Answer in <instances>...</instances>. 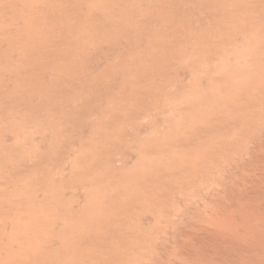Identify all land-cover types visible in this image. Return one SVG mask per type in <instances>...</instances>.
<instances>
[{"label":"rangeland","instance_id":"374dc122","mask_svg":"<svg viewBox=\"0 0 264 264\" xmlns=\"http://www.w3.org/2000/svg\"><path fill=\"white\" fill-rule=\"evenodd\" d=\"M30 1L31 5H35L30 7ZM30 1L29 4L26 2L28 6L24 4L28 9L21 7L19 0V4L15 3L14 7L18 5L20 10H13L12 18H16L17 22H12L9 33L12 36H9L8 44L4 38V27L0 24L3 34H0V49H3L0 52L5 49V53H2L7 56L0 55V264H160L169 260L172 243L181 235V229H184L182 225L186 222V219H182L183 223L182 220L178 222L173 214L176 211L183 214L181 212L189 208V205L186 206L189 204L186 200L189 199L186 198L194 193L190 188L187 194L184 192L188 183L192 187L193 182L188 179L190 169L192 171L201 166L200 163L196 165V159L207 154L203 149H209L208 154L211 155L241 150L244 143L251 139L248 134L252 125L254 127L262 123L254 124L253 120H257V117L253 111L264 105L260 104V99L264 103V28L258 29L262 27L261 24L264 25L263 0H245L244 6L240 0H222L223 4L221 0H208L207 3L212 6L207 5L206 0H202L203 3L201 0H170L172 3L169 0ZM35 1H38V5ZM238 2L242 8L246 7V11L242 10ZM219 3L225 7V11L218 8L216 13V7H221ZM203 4L204 7L207 5L206 8ZM256 5L258 9L254 8ZM22 8L23 14L27 9L24 16ZM205 9L211 10L210 13ZM27 11L30 13L26 15ZM42 11L53 13L50 15ZM21 16L20 20L25 18V23L21 21L25 27L20 21L21 24L18 23L17 18ZM26 18L29 19L26 21ZM239 18L242 33L236 27L240 24ZM225 19L230 25L226 24ZM249 26L254 27L250 29ZM254 28L261 30V35L260 31L254 32ZM236 29L244 36L239 32L237 34ZM249 34L253 37L257 35L258 40L261 37L259 41L263 48L260 51H257L261 47L260 43L258 40L252 42ZM249 40L252 46L257 41V48L250 44L252 53L248 57L251 52ZM9 48L13 49L10 51ZM253 51L263 56L259 58V62L262 61L259 69L263 72L258 74L260 81L253 75L256 80L251 83L250 72L254 73ZM232 56L234 61H231ZM235 57L240 58V62ZM246 58H250L248 61L251 62ZM6 59L10 62H6ZM243 68H247L246 72ZM230 72L233 75L239 72L237 75L243 81L239 82L236 74L231 77L233 75ZM244 73H250L246 80L244 76L247 75ZM235 80H238V86ZM247 80L248 84L245 83ZM256 81L260 86L256 85ZM243 82L247 84L245 87L251 89L242 86ZM219 86L222 88H217ZM229 93L234 94L232 96ZM229 98L233 104H230ZM255 99H258V103ZM246 109L250 110L249 115H246ZM245 118H249V121L246 119L248 124L251 123L249 126ZM237 129L242 133L239 134ZM245 132L248 134L245 135ZM226 137L236 140L238 146L235 148L234 141H228ZM223 141L222 147L226 146L222 149L224 154L220 152ZM209 142H213L212 145L216 147L213 148ZM226 144L232 147L228 146L229 149ZM189 161L195 164H190L184 176L176 167L189 165ZM166 171L172 173L174 178ZM181 179L184 180L183 186L179 183ZM179 208H182L181 211Z\"/></svg>","mask_w":264,"mask_h":264},{"label":"bare ground","instance_id":"6f19581e","mask_svg":"<svg viewBox=\"0 0 264 264\" xmlns=\"http://www.w3.org/2000/svg\"><path fill=\"white\" fill-rule=\"evenodd\" d=\"M29 1L30 0H28V1H25V0H19V2H20V6L21 7H23L24 6V4H26V2H28V4H29ZM34 1V0H33ZM58 1V0H57ZM63 1V0H62ZM68 1V0H67ZM123 1V0H122ZM128 2L130 1V0H127ZM173 1V0H172ZM188 1V0H187ZM186 1V2H187ZM189 1H191V0H189ZM203 1H205V0H203ZM207 1L208 0H206L205 1V3H207ZM211 0H209V2H210ZM219 1V0H218ZM222 1V0H221ZM223 1H225V0H223ZM223 1L221 2L222 4H223ZM233 1V0H232ZM238 1V0H237ZM242 1V5L244 6V4H245V0H240V2ZM243 1H244V3H243ZM254 1V0H253ZM259 1H261V0H259ZM19 2H17V0H0V24H2L3 25V27H4V38H6V43L9 41V36H12V34H10L9 35V33H10V30H11V27H12V22L14 21V22H17V21H15V19L16 18H14V20H13V18H12V14H13V10H14V12H15V8H17V6L16 7H14L16 4L15 3H18L19 4ZM36 2V1H35ZM38 2V1H37ZM37 2H36V4H37ZM52 2H53V0H52ZM64 2V1H63ZM66 2V1H65ZM70 2V1H69ZM72 2V1H71ZM100 2V1H99ZM126 2V1H125ZM152 2V1H151ZM169 2H171L170 0H169ZM197 2V1H196ZM201 2H202V0H201ZM201 2H199V5L201 6V4L203 3H201ZM208 2V3H209ZM215 2V1H214ZM220 2V1H219ZM240 2H238L240 5H241V3ZM252 2V1H251ZM256 2V1H255ZM262 2H264V0L262 1ZM31 1H30V7L32 6V5H35V4H32L31 5ZM54 3V2H53ZM55 3H56V1H55ZM59 3V2H58ZM62 3V2H61ZM153 3H154V1H153ZM172 3V2H171ZM183 3H185V2H183ZM193 3V2H192ZM207 3V5H211V4H208ZM216 3V2H215ZM226 3V2H225ZM233 2H231V4H232ZM237 3V7L234 5V8L236 7L237 9L239 8L238 6H239V4ZM254 3V2H253ZM257 4L259 3V2H256ZM255 3V4H256ZM41 4V3H40ZM57 4V3H56ZM66 4V3H65ZM158 4V3H157ZM195 4V3H194ZM220 4V3H219ZM236 4V3H235ZM261 4V3H260ZM27 5V4H26ZM25 5V6H26ZM38 5V4H37ZM36 5V6H37ZM70 5V4H69ZM69 5H68V7H69ZM116 5V4H115ZM173 5H175V4H173ZM177 5V4H176ZM192 5V4H191ZM198 5V4H197ZM206 5V4H205ZM206 5V6H207ZM217 5V4H216ZM233 5V4H232ZM231 5V6H232ZM242 5L240 6L241 8H242ZM20 6L17 8L18 10H20L19 8H20ZM24 6V7H25ZM28 6V5H27ZM40 6V5H39ZM45 6H47V5H45ZM62 6V5H61ZM72 6V5H71ZM93 6V5H92ZM91 6V7H92ZM170 6V5H169ZM203 7H204V4L202 5ZM206 6L204 7V8H206ZM212 6V5H211ZM213 6L214 7H216L215 6V4H213ZM219 6H221V7H216V9H215V12H216V10L218 11V8H222L223 10H224V8H223V6L220 4ZM225 6H227L226 4H225ZM249 6H251V5H249ZM253 6H255L254 4H253ZM29 7V9L31 10V8ZM49 7V6H48ZM53 7V6H52ZM60 7V6H59ZM127 7V6H126ZM148 7V6H147ZM192 7H193V5H192ZM198 7V6H197ZM209 7V9H210V6H208ZM248 7V6H247ZM259 7V6H258ZM258 7H257V5H256V7H254V8H257L258 9ZM25 8H27V7H25ZM37 8V7H36ZM73 8V7H72ZM166 8V7H165ZM201 7H199L198 9H200ZM213 7H211V9H212ZM227 8H228V6H227ZM253 8V7H252ZM23 9L24 8H22V11H21V13L23 12ZM28 9V8H27ZM27 9H25V10H27ZM34 9H35V7H34ZM54 9V8H53ZM134 9V8H133ZM161 9V8H160ZM229 9V8H228ZM248 9V8H247ZM261 9H263V8H261ZM260 9V10H261ZM24 10V14H25V11ZM32 10H33V8H32ZM37 10H39V9H37ZM71 11H72V9H70ZM176 10H177V8H176ZM196 10V9H195ZM207 9H205V11H206ZM213 11H214V8L212 9ZM233 10V9H232ZM242 10H245L246 11V7L245 8H242ZM241 10V11H242ZM250 10V9H249ZM252 10V9H251ZM259 10V11H260ZM44 11V10H43ZM42 11V12H43ZM121 11V10H120ZM165 11V10H164ZM191 11V10H190ZM189 11V12H190ZM192 11H194V8H193V10ZM197 11H199V10H197ZM208 11V10H207ZM209 11H211V10H209ZM208 11V12H209ZM225 11V10H224ZM223 11V12H224ZM233 11H237V10H233ZM238 11H240V10H238ZM253 11H255V10H253ZM262 11V10H261ZM36 12V11H35ZM56 12V11H55ZM58 12H59V10H58ZM126 12H128V11H126ZM172 12V11H171ZM182 12H184V11H182ZM220 12V11H219ZM235 12H233V13H235ZM252 12V11H251ZM19 13V12H18ZM30 13V12H29ZM28 13V11H27V13H26V15L27 14H29ZM43 13H46V11L45 12H43ZM47 13H48V11H47ZM46 13V14H47ZM51 13H53L52 11H51ZM51 13H48V14H50L51 15ZM68 13H70V12H67V14ZM71 13H73L74 14V12H71ZM201 13H203V12H200V14ZM206 13V12H205ZM210 13V12H209ZM208 13V14H209ZM212 13V12H211ZM217 13V12H216ZM222 13V12H221ZM220 13V14H221ZM232 13V14H233ZM239 13V12H238ZM238 13H236V15L238 14ZM240 13H242V12H240ZM239 13V14H240ZM260 13V12H259ZM20 14V13H19ZM23 14V13H22ZM24 14H23V16H24ZM126 14V13H125ZM132 14V13H131ZM167 13H165V15H166ZM184 14V13H183ZM182 14V15H183ZM189 14V13H188ZM207 14V15H208ZM219 14V15H220ZM231 14V13H230ZM253 14H254V12H253ZM258 14V13H257ZM261 14V13H260ZM260 14H258V16H260ZM16 15H18V14H16ZM16 15H14V16H16ZM36 15V14H35ZM41 15V14H40ZM43 15V14H42ZM45 15V14H44ZM53 15V14H52ZM58 15V14H57ZM57 15L55 16L56 17V19H58L59 17H57ZM65 15V14H64ZM70 15V17H71V14H69ZM68 15V16H69ZM128 15V14H127ZM160 15V14H159ZM162 15V14H161ZM197 15H198V13H197ZM213 15V14H212ZM218 15V16H219ZM223 15H225V14H223ZM234 15V14H233ZM235 15V16H236ZM243 15V14H242ZM262 15V14H261ZM73 16H75V15H73ZM129 16V15H128ZM193 16V15H192ZM230 16V15H229ZM249 16H251V15H249ZM254 16H255V14H254ZM253 16V17H254ZM263 16H264V14H263ZM27 17V16H26ZM51 17V16H50ZM88 17V16H87ZM92 17V16H91ZM90 17V18H91ZM116 17H118V16H116ZM176 17V16H175ZM221 17H222V15H221ZM225 17V16H224ZM239 17V16H238ZM238 17H237V19H238ZM241 17V16H240ZM22 18V16L20 17V18H17V19H19L18 20V23H20L22 20V22H24L25 23V18L24 19H22V20H20ZM29 18H31V15H30V17ZM29 18H26V21L29 19ZM38 18V17H37ZM46 18H48V19H50L48 16H46ZM54 18V17H53ZM97 18V17H96ZM242 18V17H241ZM244 18V17H243ZM260 18V17H259ZM264 18V17H263ZM34 19H35V17H34ZM39 19H40V17H39ZM44 18L42 17V19L41 20H43ZM56 19L54 20V21H56ZM107 19V18H106ZM161 19H162V17H161ZM197 19V18H196ZM199 19V18H198ZM210 19V18H209ZM247 19H249V17L247 18ZM252 20H253V18H251ZM254 19H257V18H254ZM32 20V19H31ZM37 20V19H36ZM47 20V19H46ZM51 20V19H50ZM73 20V19H72ZM108 20V19H107ZM106 20V21H107ZM113 20V19H112ZM194 20H195V18H194ZM212 20H214V18L212 19ZM236 20V19H235ZM244 20V19H243ZM242 20V21H243ZM252 20H251V22H252ZM20 21V22H19ZM59 21H61V20H59ZM59 21H57V24H58V22ZM119 21V20H118ZM150 21V20H149ZM157 21V20H156ZM165 21V20H164ZM188 21V20H187ZM225 21H227V23L226 24H228L229 22H228V19L226 20L225 19ZM236 21H238V20H236ZM235 21V22H236ZM241 21V19L239 18V22ZM248 21V20H247ZM260 21H263L261 18H260ZM21 22V23H22ZM41 22V21H40ZM50 22H52V21H50ZM102 22V21H101ZM129 22V21H128ZM127 22V23H128ZM162 22V21H161ZM207 23H209L208 22V20L206 21ZM211 22V21H210ZM224 22V21H223ZM251 22H249V23H251ZM255 22V21H254ZM254 22H252V23H254ZM20 23V24H21ZM31 23V22H30ZM34 23V22H33ZM53 23V22H52ZM56 23V22H55ZM54 23V24H55ZM78 23V22H77ZM121 23V22H120ZM180 23V22H179ZM212 23V22H211ZM225 23V22H224ZM263 23H264V21H263ZM49 24V23H48ZM80 24V23H79ZM82 24H84V23H82ZM116 24V23H115ZM118 24V23H117ZM240 24H241V22H240ZM239 24V26L237 25V24H235V25H237L236 27L239 29L240 28V26H242V24L240 25ZM256 24V23H255ZM258 24V23H257ZM260 24H261V22H260ZM1 25V26H2ZM14 25V24H13ZM21 25H23V23L21 24ZM159 25V24H158ZM228 25H230V24H228ZM246 25V24H245ZM249 25V24H248ZM253 25V24H252ZM262 25V27L260 26V25H258V26H260V27H258V29L259 28H264L263 26V24H261ZM64 26V25H63ZM62 26V27H63ZM78 26V25H77ZM82 26V25H81ZM122 26V25H121ZM177 26V25H176ZM222 26H224V25H222ZM221 26V28H223ZM234 26V25H233ZM244 26V25H243ZM23 27H25L24 25H23ZM22 27V28H23ZM113 27V26H112ZM166 27V26H165ZM196 27V26H195ZM228 26L226 25V28H227ZM236 27H234V28H236ZM250 27V29L251 28H253L254 26H249ZM256 27H257V25H256ZM39 28V27H38ZM50 28V27H49ZM52 28V27H51ZM225 28V27H224ZM17 29V28H16ZM19 29H20V27H19ZM26 30H27V28H25ZM31 29H32V26H31ZM40 29H42V28H40ZM75 29V28H74ZM218 29V28H217ZM1 30V29H0ZM82 30V29H81ZM84 30V29H83ZM240 30V29H239ZM243 30H244V28H243ZM254 30H256V31H254V32H257V31H260V35H261V30H257V28H254ZM47 31V30H46ZM53 31V30H52ZM90 31V30H89ZM198 31V30H197ZM241 31V33H242V29L240 30ZM3 32V31H2ZM22 32V31H21ZM54 32V31H53ZM91 32V31H90ZM146 32V31H145ZM151 32V31H150ZM191 32V31H190ZM218 32V31H217ZM226 32V31H225ZM236 32H237V34H238V30L236 29ZM248 32H249V30H248ZM251 32V31H250ZM23 33V32H22ZM43 33V32H42ZM86 33V32H85ZM112 33V32H111ZM116 33V32H115ZM182 33V32H181ZM240 33V32H239ZM240 33V34H241ZM244 33H246L245 31H244ZM0 34H2L1 32H0ZM17 34H19V32L17 33ZM28 34V33H27ZM35 34V33H34ZM36 34H37V32H36ZM46 34V33H45ZM53 34V33H52ZM71 34V33H70ZM75 34V33H74ZM194 34V33H193ZM225 34V33H224ZM228 34V33H227ZM236 34V33H235ZM252 34H254L255 35V33H253L252 32ZM262 34H263V37H264V33L262 32ZM3 35V34H2ZM1 35V36H2ZM40 35V34H39ZM83 35V34H82ZM91 35V34H90ZM99 35V34H98ZM151 35V34H150ZM157 35V34H156ZM217 35H220V34H217ZM14 36V35H13ZM24 36V35H23ZM27 36V35H26ZM29 36V35H28ZM48 36V35H47ZM46 36V37H47ZM71 36V35H70ZM143 36V35H142ZM222 36V35H221ZM241 36H244L243 34H241ZM252 37V38H254L251 34H249V37ZM258 36H259V34H258ZM18 37V36H17ZM16 37V38H17ZM32 37V36H31ZM35 37V36H34ZM38 37V36H37ZM59 37V36H58ZM65 37V36H64ZM75 37V36H74ZM84 37V36H83ZM92 37V36H91ZM105 37V36H104ZM159 37V36H158ZM198 37V36H197ZM260 37V36H259ZM263 37H262V39H263ZM2 38V37H1ZM20 38V37H19ZM60 38V37H59ZM77 38V37H76ZM79 38V37H78ZM85 38V37H84ZM140 38V37H139ZM146 38V37H145ZM178 38V37H177ZM252 38H250L251 39V41L252 42H254V40H258V38H257V35H256V39H253L252 40ZM66 39V38H65ZM181 39H182V37H181ZM205 39V38H204ZM216 39V38H215ZM221 39V38H220ZM236 39V38H235ZM240 39V38H239ZM241 39H242V37H241ZM246 40H247V38H245ZM38 40V39H37ZM56 40V39H55ZM64 40V39H63ZM78 40V39H77ZM91 40V39H90ZM104 40V39H103ZM149 40V39H148ZM207 40V39H206ZM210 40V39H209ZM213 40V39H212ZM259 40H261V37L259 38ZM258 40V42L260 43V41ZM0 41H2V40H0ZM5 41V40H4ZM14 41V40H13ZM66 41V40H65ZM181 41V40H180ZM186 41V40H185ZM200 41V40H199ZM220 41V40H219ZM233 41V40H232ZM263 41H264V39H263ZM12 42V41H11ZM63 42V41H62ZM164 42V41H163ZM162 42V43H163ZM178 42V41H177ZM176 42V43H177ZM182 42H184V41H182ZM192 42V41H191ZM241 42V41H240ZM1 43V42H0ZM9 43V42H8ZM7 43V44H8ZM78 43V42H77ZM174 43V42H173ZM179 43V42H178ZM219 43V42H218ZM231 43V42H230ZM242 43V42H241ZM240 43V44H241ZM2 44V43H1ZM0 44V45H1ZM16 44V43H15ZM24 44V43H23ZM22 44V45H23ZM30 44V43H29ZM39 44V43H38ZM53 44V43H52ZM81 44V43H80ZM199 44V43H198ZM210 44H211V40H210ZM209 44V45H210ZM250 40H249V50L251 49L250 48ZM256 44H257V41H256ZM256 44H254L253 43V46L254 45H256ZM14 45V44H13ZM18 45V44H17ZM19 45H21V44H19ZM18 45V46H19ZM21 45V46H22ZM27 45V44H26ZM35 45V44H34ZM40 45V44H39ZM46 45V44H45ZM58 45V44H57ZM69 45V44H68ZM75 45V44H74ZM147 45V44H146ZM154 45V44H153ZM170 45V44H169ZM173 45V44H172ZM222 45H223V43H222ZM238 45V44H237ZM264 45V44H263ZM4 46V45H3ZM11 46H12V44H11ZM30 46V45H29ZM149 46V45H148ZM165 46V45H164ZM176 46V45H175ZM202 46V45H201ZM229 46V45H228ZM246 46V45H245ZM252 46V44H251V47H253ZM259 46V45H258ZM260 46L261 47H259V48H257V45H256V48H257V51L260 49V48H263V46H262V44L260 43ZM45 47V46H44ZM49 47V46H48ZM145 47V46H144ZM204 47V46H203ZM224 47V46H223ZM222 47V48H223ZM244 47V46H243ZM3 48H5V47H3ZM11 48V47H10ZM10 48H9V50H10ZM31 48V47H30ZM35 48H37V47H35ZM66 48V47H65ZM71 48V47H70ZM109 48V47H108ZM108 48H106V49H108ZM114 48V47H113ZM221 48V49H222ZM2 49V48H1ZM0 49V50H1ZM13 49V48H12ZM11 49V50H12ZM27 49H28V47H27ZM110 49H112V48H110ZM3 50V49H2ZM10 50V51H11ZM35 50V49H34ZM33 50V51H34ZM113 50V49H112ZM160 50V49H159ZM176 50H178V49H176ZM214 50V49H213ZM4 51H5V49H4ZM4 51H2V52H4ZM104 51H105V49H104ZM169 51V50H168ZM193 51V50H192ZM221 51H224L223 49L221 50ZM251 51V50H250ZM260 51V50H259ZM263 51V50H262ZM2 52H0V53H2ZM6 52H8V51H6ZM13 52H15L16 53V51H14L13 50ZM103 52V51H102ZM106 52V51H105ZM145 52V51H144ZM147 52V51H146ZM163 52V51H162ZM202 52V51H201ZM254 52V51H253ZM5 53V52H4ZM4 53H2V54H0L1 56L3 55V57H7L6 55H4ZM39 53V52H38ZM48 53V52H47ZM148 53V52H147ZM156 53H158V52H156ZM177 53V52H176ZM198 53H199V51H198ZM224 53H225V51H224ZM251 53H252V51L250 52V55H248V57L249 56H251ZM255 54L252 56V57H254V61L252 62L253 63V69L254 70H252L254 73L252 74V72H250L251 73V79H252V82L251 83H253V80L255 79V77H257L258 78V74H260V73H262L263 71H260V69H259V67H261L260 65H262V64H264V62L262 63V61L261 62H259L260 61V55L257 53V52H254ZM7 54V53H6ZM9 54V53H8ZM12 54V53H11ZM33 54V53H32ZM36 54V53H35ZM107 54V53H106ZM152 54V53H151ZM159 54V53H158ZM171 54V53H170ZM179 54V53H178ZM182 54V53H181ZM222 54V53H221ZM229 54V53H228ZM22 55V54H21ZM144 55V54H143ZM197 55H200V54H197ZM226 55V54H225ZM47 56H48V54H47ZM101 56V55H100ZM103 56V55H102ZM201 56V55H200ZM231 56V55H230ZM229 56V57H230ZM234 56H236V55H234ZM243 56V55H242ZM262 56V55H261ZM263 56H264V54H263ZM262 56V57H263ZM24 57V56H23ZM222 57H224L223 55H222ZM176 58V57H175ZM242 58V57H241ZM243 58H244V60H245V57L243 56ZM243 58H242V61H243ZM44 59V58H43ZM143 59V58H142ZM213 59V58H212ZM220 59H221V57H220ZM234 58H233V56H232V59H231V61L233 60ZM235 59H238V58H236L235 57ZM240 59V58H239ZM238 59V62H240V60ZM248 59L249 60H251L250 58H246V60L248 61ZM262 59V58H261ZM4 60V59H3ZM11 60V59H10ZM28 60V59H27ZM39 60V59H38ZM42 60V59H41ZM99 60H104V59H99ZM211 60V59H210ZM214 60V59H213ZM226 60V59H225ZM228 60V59H227ZM9 61V59L7 60L6 59V62H8ZM40 61V60H39ZM97 61V60H96ZM100 61V62H101ZM217 61H219V60H217ZM234 61V60H233ZM3 62H5V61H3ZM10 62V61H9ZM99 62V61H98ZM193 62H195V61H193ZM220 62V61H219ZM226 62V61H225ZM228 62V61H227ZM236 63H237V61H235ZM243 62H245V61H243ZM242 62V63H243ZM249 63L251 62V61H248ZM38 63V62H37ZM230 63V62H229ZM248 63V64H249ZM251 63V64H252ZM260 63H262V64H260ZM2 64V62L0 63V65ZM5 64V63H4ZM3 64V65H4ZM48 64V63H47ZM96 64V63H95ZM103 64V63H102ZM250 64V65H251ZM260 64V65H259ZM7 65V64H6ZM24 65V64H23ZM40 65V64H39ZM97 65V64H96ZM108 65V64H107ZM220 65V64H219ZM222 65H223V63H222ZM228 65V64H227ZM237 65V64H236ZM242 65V64H241ZM244 65H246V63L244 64ZM250 65H248V67L250 66ZM122 66V65H121ZM223 66H226V65H223ZM222 66V67H223ZM229 66V65H228ZM227 66V68H229ZM235 66V65H234ZM243 66V65H242ZM6 67V66H5ZM43 67V66H42ZM217 67V66H216ZM222 67H220V68H222ZM232 67H233V65H232ZM238 67H239V65H238ZM237 67V68H238ZM244 67V66H243ZM245 67H247V65L245 66ZM252 67H250V68H252ZM2 68V67H1ZM11 68V67H10ZM38 68V67H37ZM123 68V67H122ZM227 68H225V70L227 69ZM236 68V67H235ZM236 68V69H237ZM262 68H264L263 66H262ZM262 68H261V70H262ZM41 69V68H40ZM50 69V68H49ZM213 69V68H212ZM223 69V68H222ZM234 69V68H233ZM240 69V68H239ZM244 69V68H243ZM246 69L247 68H245L244 70H245V72H246ZM4 70H5V68H4ZM11 70V69H10ZM58 70V69H57ZM244 70H242V72L244 71ZM3 71V70H2ZM9 71V70H8ZM29 71V70H28ZM35 71V70H34ZM41 71V70H40ZM188 71V70H187ZM227 71H228V69H227ZM232 71V70H231ZM249 71H251V69L249 70ZM248 71V72H249ZM109 72H111V71H109ZM226 72V71H225ZM235 72H237V71H235ZM240 72V71H239ZM238 72V73H239ZM241 72V75H243V73ZM260 72V73H259ZM1 73V72H0ZM10 73V72H9ZM122 73V72H121ZM120 73V74H121ZM185 73V72H184ZM183 73V74H184ZM191 73H192V71H191ZM214 73V72H213ZM222 73H224L223 71H222ZM229 73V72H228ZM237 73V74H238ZM249 73V74H250ZM8 74V73H7ZM225 74V73H224ZM230 74L231 75H233L231 72H230ZM229 74V75H230ZM236 74V73H235ZM234 74V75H235ZM236 74V75H237ZM245 75H247L246 73H244ZM249 74L247 75V76H244L245 77V79L244 80H246V78H248V76H249ZM264 74V73H263ZM4 75V74H3ZM52 75V74H51ZM50 75V76H51ZM213 75H215V73L213 74ZM228 75V74H227ZM231 76V77H235V76ZM253 75L255 76V77H253ZM1 76H2V74H1ZM124 76V75H123ZM223 76V75H222ZM225 76V75H224ZM240 76V75H239ZM262 75H259V77H261ZM264 76V75H263ZM5 77H6V73H5ZM150 77V76H149ZM181 77L183 78L184 77V75L182 76L181 75ZM236 77H238V75L236 76ZM244 77H242V78H244ZM253 77V78H252ZM56 78V77H55ZM182 78H180V79H182ZM210 78V77H209ZM214 78V77H213ZM217 78V77H216ZM239 78V79H238ZM237 79L238 80H240V78H241V76L240 77H238ZM229 79V78H228ZM227 79V80H228ZM232 79H234V78H232ZM236 79V78H235ZM260 78H258V80H259ZM262 79H264V77L262 78ZM57 80V79H56ZM138 80V79H137ZM186 80V79H185ZM193 80V79H192ZM210 80V79H209ZM217 80V79H216ZM219 80V79H218ZM221 80V79H220ZM238 80H235V84L237 83V81ZM249 80V79H248ZM248 80L245 82V83H247L248 82ZM256 80V79H255ZM1 81V80H0ZM6 81H8V80H6ZM5 80H4V82H6ZM31 81V80H30ZM139 81V80H138ZM234 81V80H233ZM232 80H231V82H233ZM241 81H243V79L242 80H240L239 82H241ZM260 81V80H259ZM262 81L263 80H261V83H262ZM3 82V81H2ZM193 82H195V81H193ZM214 82V81H213ZM225 82V81H224ZM230 82V81H229ZM229 82H228V84H229ZM230 82V83H231ZM255 82V81H254ZM264 82V81H263ZM221 84H222V81L220 82ZM244 83V82H243ZM244 83V85L243 84H241L242 86H244L245 87V85H247V84H245ZM249 83H250V81H249ZM43 84V83H42ZM220 84V85H221ZM227 84V83H226ZM239 84V83H238ZM257 84H259L258 86H260V83H258L257 81H256V85ZM263 85H264V83H262ZM232 85V84H231ZM237 85V84H236ZM241 85H239V86H241ZM250 86L252 85V84H249ZM254 85V84H253ZM38 86V85H37ZM46 86V85H45ZM210 86V85H209ZM234 86V84L232 85V87ZM238 86V85H237ZM241 86V87H242ZM224 87V86H223ZM236 87V86H235ZM240 87V88H241ZM243 87V88H244ZM246 87H248V86H246ZM245 87V88H246ZM23 88V87H22ZM217 88H222V87H217ZM224 88H226V86L224 87ZM245 88H244V90H245ZM252 88H255V87H253L252 86ZM262 88H263V86H262ZM4 89V88H3ZM10 89V88H9ZM209 89V88H208ZM235 90L237 89V87L236 88H234ZM239 89V88H238ZM248 89H251V88H249L248 87ZM255 89H258L257 88V86H256V88ZM16 90V89H15ZM233 90V89H232ZM234 90V91H235ZM243 90V89H242ZM243 90V91H244ZM264 90V89H263ZM8 90H6L5 92H7ZM239 91V90H238ZM237 91V95L239 94V92ZM240 91H241V89H240ZM248 91V90H247ZM254 91V90H253ZM262 92V90H259V92ZM130 92V91H129ZM217 92V91H216ZM232 92V91H231ZM250 92H252V91H250ZM218 93H219V90H218ZM241 93V92H240ZM245 93V95H246V91L244 92ZM253 94H254V92H252ZM255 93H256V91H255ZM264 93V92H263ZM7 94H10V93H7ZM234 94V93H233ZM233 94H231V93H229V95H232L233 96ZM243 94V93H242ZM253 94H252V96H251V94H250V96L251 97H254L253 96ZM2 95V94H1ZM216 95V94H215ZM221 95V94H220ZM235 95H236V92H235ZM248 95H249V93H248ZM6 96V95H5ZM213 96V95H212ZM225 96V95H224ZM227 96V95H226ZM242 96V95H241ZM250 96H248L249 97V100H250ZM256 96V95H255ZM258 96V95H257ZM263 97H264V95H262ZM15 97V96H14ZM16 97H18V96H16ZM55 97V96H54ZM198 97V96H197ZM229 97V96H228ZM259 97H260V95H259ZM135 98V97H134ZM231 98V97H230ZM229 98V99H230ZM235 98V97H234ZM7 99V98H6ZM189 99V98H188ZM231 99H233V98H231ZM230 99V104H233L232 103V100ZM237 99H238V97H237ZM241 99V98H240ZM242 99H244L243 98V96H242ZM246 99L248 100V98L246 97ZM259 99V98H258ZM257 99V100H258ZM263 99V98H262ZM10 100V99H9ZM196 100V99H195ZM204 100V99H203ZM225 100V99H224ZM254 100V99H253ZM256 100V99H255ZM256 100V101H257ZM233 101H234V99H233ZM239 101V100H238ZM238 101H236L237 102V104L239 103ZM244 101V100H243ZM260 101H261V103L260 104H264V103H262V100L260 99ZM264 101V100H263ZM9 102H11V101H9ZM39 102V101H38ZM134 102V101H133ZM155 102V101H154ZM235 102V103H236ZM246 102V101H245ZM247 102H249V101H247ZM250 102H251V100H250ZM255 102V101H254ZM3 103V102H2ZM8 103V102H7ZM41 103V102H40ZM235 103H234V105H235ZM242 103V101L240 102V104ZM256 103H258V101L256 102ZM255 103V104H256ZM5 104V103H4ZM191 104H193V103H191ZM199 104V103H198ZM237 104L235 105V106H237ZM244 103H242V105H243ZM249 104H251V103H249ZM249 104H245V105H249ZM242 105H240V107L242 106ZM254 105V104H253ZM259 105V104H258ZM257 105V106H258ZM11 106V105H10ZM188 106V105H187ZM225 106H226V104H225ZM233 106V105H232ZM256 106V105H255ZM5 107V106H4ZM8 107V106H7ZM52 107V106H51ZM211 107V106H210ZM238 107V106H237ZM244 107H247V106H244ZM253 107V106H252ZM176 108V107H175ZM180 108V107H179ZM188 108V107H187ZM223 108V107H222ZM225 108H227V107H225ZM236 108V107H235ZM241 108H243V107H241ZM248 108V107H247ZM249 108H250V106H249ZM248 108V109H249ZM254 108V107H253ZM9 109V108H8ZM182 109V108H181ZM196 109V108H195ZM209 109V108H208ZM231 110V109H230ZM235 110V109H234ZM240 110V109H239ZM245 110V109H244ZM247 110V109H246ZM251 110H255V109H251ZM214 111V110H213ZM232 111V110H231ZM237 111V110H236ZM242 111V110H241ZM248 111V110H247ZM37 112V111H36ZM40 112V111H39ZM209 112V111H208ZM240 112V111H239ZM250 110L247 112L248 114H246V115H249L250 113ZM217 113V112H216ZM228 113H229V111H228ZM253 113H255V116L257 117V120H253V121H255L254 122V124L256 123V124H258L260 121H262V123L260 124H258V125H255L254 127H253V125H252V128L251 129H249V127H248V129L249 130H251V132H250V134H248L247 132H245V135H246V133L248 134V135H251L250 136V138L251 139H249V140H245L246 141V143H244V147L241 149V150H239V149H237L236 151H230L229 153H225L224 154V152L222 151V149H225V147L226 146H224V147H222L223 145H224V141H223V144L221 143V147L220 146H218V147H220L221 148V150H220V152L222 153V154H224V155H219L220 153H218V155H211L212 153H209L208 154V150L209 149H207V147L209 148V145H211L213 148H215L213 145H212V143H210L207 147H206V149H207V151H205V149H203L204 150V152H206L207 154H205L204 156H199L198 158H197V156H196V161H197V163H196V165L198 164V163H200V167L198 168V169H196V168H194L192 171H191V169H190V175L189 174H187V175H189L188 176V179L190 178L191 179V181L190 182H193L194 183V185H193V183H191L192 184V187H189V183H188V187H187V190H186V192H184V193H186L187 194V191L188 190H192L191 192H193L192 194V196H190V198H189V196H188V198H186V199H189V200H186L187 202H189V204H187L186 206H188L189 205V208L187 209V208H185L186 209V212H181V213H183V214H180V213H178V211H176V213H174L173 214V216H174V218H176V219H178L177 221L179 222V220H182V219H186L184 222V224L185 225H182V226H184V229H183V231H182V229H181V235H180V233H179V237H178V239L174 242V243H172V244H174L172 247V249H170L171 250V252H172V255H170V259L169 260H165V261H163V262H161L160 264H264V105H260L259 106V108H257L256 107V111L254 112L253 111ZM252 112H251V114L252 115H254ZM126 114V113H125ZM198 114V113H197ZM212 114V113H211ZM224 114V113H223ZM234 114V113H233ZM232 114V115H233ZM237 114V113H236ZM229 115V114H228ZM238 115V114H237ZM251 115V116H252ZM10 116V115H9ZM197 116V115H196ZM235 116V115H234ZM234 116H232V117H234ZM240 116V115H239ZM254 116V117H255ZM228 117V116H227ZM246 117V116H245ZM247 117H249V116H247ZM253 117V116H252ZM253 117V118H254ZM255 117V118H256ZM173 118V117H172ZM180 118V117H179ZM205 118V117H204ZM254 118V119H255ZM232 119H234V118H232ZM231 119V120H232ZM244 119V118H243ZM246 119L247 118H245V123H247V121H249V118L247 119V121H246ZM174 120V119H173ZM202 120V119H201ZM167 121V120H166ZM235 121V120H234ZM180 122V121H179ZM184 122V121H183ZM202 122H203V120H202ZM235 122H237V121H235ZM242 122V121H241ZM251 122V121H250ZM173 123V122H172ZM221 123V122H220ZM223 123V122H222ZM187 124V123H186ZM208 124V123H207ZM235 124H237V123H235ZM248 124V123H247ZM251 124V123H250ZM250 124H248V126L250 125ZM253 124V123H252ZM180 125V124H179ZM183 125V124H182ZM232 126H234L233 125V123L231 124ZM241 125H243V124H241ZM240 125V126H241ZM225 126H227V123H226V125ZM231 126V127H232ZM245 126V125H244ZM165 127V126H164ZM190 127V126H189ZM199 127V126H198ZM208 127V126H207ZM218 127V126H217ZM229 127V126H228ZM237 127H239V126H237ZM200 128V127H199ZM209 128V127H208ZM226 128V127H225ZM233 128V127H232ZM231 128V129H232ZM243 128V126H241V128L240 129H242ZM247 128V127H246ZM217 129V128H216ZM224 129V128H223ZM240 129H237V130H239V134H241L242 132L240 131ZM245 129V128H244ZM226 130V129H225ZM228 130H230V129H228ZM234 130H235V127H234ZM236 130V133L238 132ZM243 130V129H242ZM249 130H247V131H249ZM252 130H254V131H252ZM233 131V130H232ZM96 132V131H95ZM196 132V131H195ZM225 132V131H224ZM235 132V131H234ZM161 133V132H160ZM179 133V132H178ZM181 133V132H180ZM207 133V132H206ZM90 134V133H89ZM174 134V133H173ZM230 134V133H229ZM238 134V133H237ZM238 134V135H239ZM244 134V133H243ZM92 135V134H91ZM217 135V134H216ZM89 136V135H88ZM179 136V135H178ZM226 136V135H225ZM91 137V136H90ZM96 137V136H95ZM169 137V136H168ZM167 137V138H168ZM231 137V136H230ZM233 137V136H232ZM231 137V138H232ZM234 137H235V133H234ZM243 137V136H242ZM248 137V136H247ZM94 138V137H93ZM172 138V137H171ZM207 138V137H206ZM221 138H222V136H221ZM227 138V140L228 141H232L233 139H231V138H229V137H226ZM230 140H229V139ZM240 138V137H239ZM246 137H244L243 139H245ZM249 138V137H248ZM161 139V138H160ZM193 139V138H192ZM195 139H196V137H195ZM216 139H218V137L216 138ZM215 138H214V141L216 140ZM236 139V138H235ZM173 140V139H172ZM188 140V139H187ZM238 140V139H237ZM97 141V140H96ZM165 141V140H164ZM193 141V140H192ZM234 141V140H233ZM243 141V140H242ZM175 142V141H174ZM185 142V141H184ZM205 142V141H204ZM218 144H220L219 142H218V140L216 141ZM235 142H236V140L234 141V144H235ZM238 142V141H237ZM87 143H89V142H87ZM145 143V142H144ZM171 143V142H170ZM189 143V142H188ZM197 143V142H196ZM217 143H214V145L215 144H217ZM226 143V142H225ZM229 143V142H228ZM232 143V142H231ZM206 144V143H205ZM230 144V143H229ZM233 144V143H232ZM192 145H194V144H192ZM207 145V144H206ZM227 145V144H226ZM239 145H240V143H239ZM228 146H231L232 147V145H227V147ZM237 147L238 145H234V147ZM242 146V145H241ZM154 147V146H153ZM163 147H166V146H163ZM170 147V146H169ZM199 147H200V145H199ZM212 147H211V149H212ZM217 147V148H218ZM234 147H233V149H234ZM235 147V148H236ZM187 148H188V146H187ZM196 148V149H195ZM194 148V150L196 151L197 150V147H195ZM229 149H230V147H228ZM227 148V149H228ZM240 148V147H239ZM141 149V148H140ZM171 149V148H170ZM173 149V148H172ZM232 149V148H231ZM232 149V150H233ZM154 150V149H153ZM164 150V149H163ZM166 150V149H165ZM176 150V149H175ZM213 150V149H212ZM215 150V149H214ZM217 150V149H216ZM235 150V149H234ZM147 151V150H146ZM184 151V150H183ZM182 151V152H183ZM185 151H186V149H185ZM158 152V151H157ZM172 152V151H171ZM170 152V153H171ZM176 152V151H175ZM182 152H181V154H182ZM190 152V151H189ZM201 152V151H200ZM204 152H202V153H204ZM212 152H214V151H212ZM196 153H198V152H196ZM201 153V154H202ZM156 154V153H155ZM200 154V153H199ZM97 155V154H96ZM171 155V154H170ZM190 155H191V153H190ZM153 156H154V154H153ZM157 156V155H156ZM172 156V155H171ZM192 156V155H191ZM180 158H181V156H179ZM178 157V158H179ZM183 157V156H182ZM142 158V157H141ZM166 158V157H165ZM172 158H173V156H172ZM186 158H187V156H186ZM189 158V157H188ZM193 158V157H192ZM184 159V158H183ZM143 160H144V158H143ZM165 160V159H164ZM163 160V161H164ZM167 160V159H166ZM181 160V159H180ZM179 160V162H181V161H183V160H181L180 161ZM186 160V159H185ZM194 160V159H193ZM145 161H146V159H145ZM144 161V162H145ZM177 161V160H176ZM188 161V160H187ZM139 162H141V161H139ZM138 162V163H139ZM175 162V161H174ZM190 163H189V165H188V163L187 162H185V166H181L179 169L176 167V166H178V164L175 166L176 167V170H178V172L180 173V174H182V175H184V174H186V171L188 172V170H189V167H190V164L191 165H193V164H195V163H193V161H192V163H191V161H189ZM151 163H152V161H151ZM177 163V162H176ZM183 163V162H182ZM182 163L180 164V165H182ZM159 164V163H158ZM157 164V165H158ZM169 164H170V162H169ZM172 164V163H171ZM101 165V164H100ZM168 165V164H167ZM174 164H172V167L174 168V166H173ZM96 166V165H95ZM164 166V165H163ZM195 166V165H194ZM194 166H192V167H194ZM141 167V166H140ZM154 167V166H153ZM170 167V166H169ZM196 167H198V166H196ZM155 168V167H154ZM81 169V168H80ZM148 169H149V167H148ZM157 169V168H156ZM167 169V168H166ZM171 169V168H170ZM175 169H173V171H174ZM176 170H175V172L174 173H177L176 172ZM84 171V170H83ZM161 171V170H160ZM168 171H170V170H168ZM172 171V172H173ZM149 172V171H148ZM166 173L167 174H169L167 171H166ZM147 174V173H146ZM152 173H150V175H151ZM163 174V173H162ZM172 174V173H171ZM171 174H169V175H171ZM145 175V174H144ZM166 175V174H165ZM168 175V176H169ZM173 175V174H172ZM179 175V174H178ZM177 176V174L175 175V177ZM185 176V175H184ZM183 176V177H184ZM178 177H180V175L178 176ZM177 177V178H178ZM187 177V176H186ZM152 178V177H151ZM171 178H174V175L171 177ZM171 178L169 177V180H171ZM181 178V177H180ZM168 179V178H167ZM179 179V178H178ZM184 179V178H183ZM183 179H181V182H179V183H181L182 184V186H183V183H182V180ZM186 179V178H185ZM147 180V179H146ZM159 180H161V179H159ZM175 180L176 181H178L176 178H175ZM175 180H174V183H175ZM187 180V179H186ZM153 181V180H152ZM156 181V180H155ZM168 181V180H167ZM172 181V180H171ZM170 181V182H171ZM151 182V181H150ZM162 182V181H161ZM183 182H184V180H183ZM187 182H188V180H187ZM164 183V182H163ZM173 183V182H172ZM179 183H178V185H179ZM175 185V184H174ZM178 185H177V187H178ZM187 185V184H186ZM159 186V185H158ZM157 186V187H158ZM164 187V186H163ZM170 187V186H169ZM172 187V186H171ZM176 187V188H177ZM186 187V186H185ZM148 188V187H147ZM175 188V189H176ZM181 188V187H180ZM179 188V189H180ZM188 188H190V189H188ZM178 190V189H177ZM168 191V190H167ZM175 191V190H174ZM174 191H173V193H174ZM162 192H163V190H162ZM172 191H170V193H171ZM177 192V191H176ZM159 193V192H158ZM179 193V192H178ZM146 194V193H145ZM177 194V193H176ZM180 194V193H179ZM179 194H177V195H179ZM189 194H191L190 192H189ZM172 195V194H171ZM181 195V194H180ZM180 195H179V198H180ZM170 196V195H169ZM165 197V196H164ZM178 197V196H177ZM186 197V196H185ZM55 198V197H54ZM88 198V197H87ZM90 198V197H89ZM167 198H170V197H167ZM179 198H177L178 200H179ZM182 198H184V197H182ZM166 199V198H165ZM52 200V199H51ZM55 200H56V198H55ZM92 200V199H91ZM169 200V199H168ZM181 200H183V199H181ZM181 200H180V202H181ZM152 201V200H151ZM166 201H167V199H166ZM175 201V200H174ZM177 201V200H176ZM178 202V201H177ZM183 202V201H182ZM186 202V203H187ZM27 203V202H26ZM183 203H185V201L183 202ZM54 204V203H53ZM56 204V203H55ZM61 204V203H60ZM168 205L169 204H167V207H168ZM177 205H179V204H177ZM24 206V205H23ZM165 206V205H164ZM170 207V206H169ZM180 207V206H179ZM183 207H185V206H183ZM173 208V207H172ZM176 210H177V207L175 208ZM180 209V208H179ZM182 209V208H181ZM181 209H180V211H181ZM167 210V209H166ZM171 210V209H170ZM31 211V210H30ZM169 211V210H168ZM173 211V210H172ZM175 211V210H174ZM179 211V212H180ZM25 212V211H24ZM166 212V211H165ZM161 214V213H160ZM164 214V213H163ZM167 214V213H166ZM29 215V214H28ZM55 216V215H54ZM173 216H172V219H174L173 218ZM176 216V217H175ZM159 217H161V216H159ZM168 217V216H167ZM169 217H170V215H169ZM184 217V218H183ZM29 218V217H28ZM157 218V217H156ZM52 219V218H51ZM155 219V218H154ZM163 219H165V218H163ZM144 220V219H143ZM147 220V219H146ZM175 220V219H174ZM177 222V223H178ZM181 222V221H180ZM182 223H183V220H182ZM182 226H181V228H182ZM169 230V229H168ZM178 235V234H177ZM170 252V251H169ZM98 262V261H97ZM100 263V262H99ZM101 264V263H100ZM146 264V263H145ZM149 264V263H148ZM152 264V263H151ZM159 264V263H158Z\"/></svg>","mask_w":264,"mask_h":264}]
</instances>
